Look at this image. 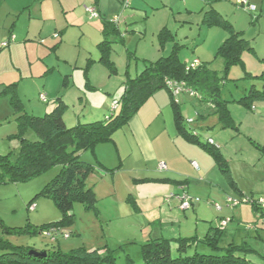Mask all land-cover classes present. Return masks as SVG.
<instances>
[{"label":"crops","instance_id":"0c3cea01","mask_svg":"<svg viewBox=\"0 0 264 264\" xmlns=\"http://www.w3.org/2000/svg\"><path fill=\"white\" fill-rule=\"evenodd\" d=\"M44 1L0 0V42H4V40H9L11 38H14V41L19 39V42L11 49L10 54H12V56L18 52L20 46L27 53L28 60H30L32 51L36 50L37 54H39L43 49H57L60 47L64 42V35H67L71 26H83V20L86 14L88 15L85 7L87 6L86 4L89 3V5L97 6L101 14L100 18H102L99 31L103 39H98L100 41H98L97 44L98 51L102 56L99 44L105 38L103 24L119 11L122 0ZM248 1L256 6L257 9L255 12L252 13L243 9L238 3V0H132V10L129 12L130 18L127 19L130 28L129 30H124L128 33L125 32L127 34L124 36V40L119 41V36L117 34L112 35V40L114 43L122 41L123 43L127 42L129 45L131 42L140 40L139 37H141V32L145 34L144 36L151 34L153 37H159L160 46H158L155 43L156 40H154L155 42L152 43L153 50H150V54L147 53V55H143L142 58L137 57L139 56L137 53L141 41H139L137 46L136 54L126 48L129 52V63L127 66H130V59H132L130 55L133 54L134 58H140L141 61H143L144 68V60L156 61L162 57H166L168 56V51H170L169 54H171L176 46L180 47L178 50L180 57L181 49L189 47V44L191 45V43L187 41L188 37L192 32L197 30V38L201 37V39L196 44H200L201 48H206L204 51H201V48H198L199 50L195 49V52L199 55H195L192 59L181 61L190 64L195 59H198L202 63L209 64L212 68L214 60L221 58L217 56L220 46L227 37H229V31L223 26L219 24L210 25L206 22V12L214 9L219 13L222 19L232 27L233 31L241 33L242 37L247 41V48L242 54L243 61L238 64L245 69V76L247 78L250 76H259L257 73L247 71V59H253L261 65L263 72L262 79H264V0ZM39 2L40 5H38ZM48 2L50 5L45 7V3ZM50 11H52V14L49 13ZM6 18L11 20L10 24H8ZM22 22H24L23 29H21ZM46 30H48L47 34ZM120 30L123 32V28H120ZM52 31L53 37L58 39V42L51 46L48 43V41H50L48 34ZM56 33H58V36ZM183 34L186 40L185 42L178 39L179 36ZM39 37L42 42L35 43L34 39ZM128 48H130V46H128ZM213 54H215V59H210V55L212 56ZM88 60L92 62L87 63L89 65L84 74V81L91 86L90 89H93L94 86H92V83L96 67H99L103 75L108 73V67L101 61V57L98 60L91 58ZM111 60L114 62L117 73L115 61L112 58ZM38 64L40 63L35 65L34 62L29 61V69H34L35 67L37 69L36 74L34 72V75L32 74L33 78L44 76L50 69H46L47 67L44 64ZM128 67L122 84H124L127 75L133 77ZM51 69L54 70V67H51ZM142 69H138V73L135 76H137ZM69 82V73H67L64 75L63 84L67 85ZM17 83L19 84V82ZM17 89L19 90V88ZM100 91L102 94L105 93L104 95L111 94L110 87H104V89H100ZM80 93L81 92H78V94ZM81 95L84 96L83 94ZM191 98L196 99L197 96H192L188 92H181L177 96L176 101L179 103L181 112V105L183 103H185V105L190 102L192 103L193 101ZM63 101L67 105L70 104L66 99ZM173 101L174 97L168 89L162 88L155 91L130 121L121 128L120 135L114 138V142L99 144L96 146L94 152H92L95 157V163L92 164L96 166V171L93 174L99 175L101 179L98 181L99 183L92 185L98 197V202L101 201L103 205L106 204L105 202H113L117 207L114 210H108L110 209L109 207L106 208L107 211H109L108 221L111 222L112 218H115L117 224L116 228L124 231L133 230V228L139 229V227H141L142 237L139 241L140 245L149 240L165 238L171 241V247L172 242L178 244L177 239L182 237L196 236L199 239L204 237L210 232L211 228L219 227L221 219L226 217H230L231 220L242 222L244 219L243 216L249 213L255 222L260 221L262 217H264V214L258 211L252 204H250L251 209L250 207L240 209L238 206L243 202L244 198L262 197L264 191L252 187L253 185H245V182L241 181L240 178L234 174L231 167L233 161L232 156H236L237 160L240 161L245 168L248 165V159L239 151L240 147L236 144H234L233 147H229L228 145L229 141L234 140L235 142L238 135L243 133L241 124H243L244 121L238 119L240 117L237 118L238 115L235 113L237 112L242 115L243 112L239 105L242 103H229L230 113L238 124L239 131L229 128L232 129L234 133L227 132V135H229L228 139H215L210 133H205L202 130L203 126L199 123L201 121L208 122L210 116L216 117V124L221 125V123L215 112V108L211 106L209 102L199 98L196 99V102H193L199 121L193 119V124L190 127L185 125L190 131L197 130L200 134L201 141L207 142L209 138H212L216 144L220 142V150L226 157L230 168V174L227 177L221 171L214 157L206 149L197 143L189 141L185 136L179 133L175 120ZM111 103L112 102H110L108 98H104L99 105L97 104L90 108V113L88 115L84 113L85 110L82 112L78 111L76 113V118L67 111L65 113V121L68 126H72L82 122L105 119L111 114ZM236 104L239 106H236ZM256 104L257 102L254 103L253 109L251 108L252 111L257 108ZM243 106L248 110V107L245 105ZM23 108L27 113L36 116H41L38 115L40 111L48 112L49 109L48 107L39 109L33 106L29 109L24 103ZM203 109L207 111L204 112ZM246 117H249L248 114ZM216 124L214 123V125ZM210 127L211 126L205 123V128ZM221 129L225 128L221 125ZM202 134L205 136V140L201 138ZM246 136H249V142L255 148H258V145L264 146V144H261L264 139H257L252 133ZM119 140H121L122 143ZM84 154L85 153L82 152L81 155ZM261 157L262 155L260 154L259 161H261ZM161 162L166 163V170H161L159 168ZM194 162L197 166L194 165ZM117 167L118 169L113 173L107 171ZM248 170L249 167L247 168V172ZM123 171L130 173L132 184L137 188L131 187L129 189L128 201L123 199L120 202L114 200L118 191L116 177ZM236 172L240 171L236 170ZM256 172V174L253 172V178H262V175L258 174L259 171ZM110 174L112 182L109 185L111 186L109 190H105L103 189L102 182H106L107 179H110ZM240 176L242 179H245L243 175ZM262 179H264V177ZM183 190H186L194 199L192 207L187 210L180 207L178 199H166L170 193H180ZM138 194L142 196L144 200L151 201L150 214L139 205ZM202 195L207 196L206 201L200 199ZM107 198H110V200L106 201L105 199ZM229 198L239 200L240 203L233 206L231 202H229ZM220 201H222V203ZM133 203H135L136 206ZM129 204L133 206L130 207ZM216 204L221 208H217ZM134 209H140L139 213L143 220V225L141 224V220L133 222L131 217L133 213H135ZM98 210L99 215L96 216L98 219H101L100 222L103 223V208L98 206ZM147 214H149L150 217H148ZM215 218H217V221ZM127 219H130L129 222ZM183 221L184 228L182 226ZM164 224L171 225L173 228L177 226V230H173V234H175L174 237L168 238L164 236L163 229L158 227ZM248 228L250 230H258L257 226L251 224L248 225ZM147 229L148 232L146 233ZM258 237L260 236L258 235ZM126 240L120 238L114 241V245L111 240L106 238L105 241L100 240L92 245L83 246L89 249L102 248L105 246L110 249H117L130 242ZM101 252H104V250ZM127 259L128 261L130 260L128 257Z\"/></svg>","mask_w":264,"mask_h":264},{"label":"rangeland","instance_id":"374dc122","mask_svg":"<svg viewBox=\"0 0 264 264\" xmlns=\"http://www.w3.org/2000/svg\"><path fill=\"white\" fill-rule=\"evenodd\" d=\"M131 2L129 7H125V5L121 3L119 11L110 18H119L118 26L123 28V32H127L124 30H129L130 28V24L127 19L130 18L129 12L132 10ZM45 4V7L50 5L49 2ZM89 4L86 5L88 6ZM38 5H40V2ZM49 13L52 14V11ZM101 20L102 18L100 17L90 19L86 14V17L83 20L84 23H82L83 26H71L67 35H64V42L60 47L57 49H43L39 54H37L36 50L32 51L30 60H28L27 53L21 46L14 56L10 54L12 47L19 42V39L0 50V155L13 153L14 157L19 152L20 140L19 137L16 136L20 131L17 118L22 112V105L19 103H24V105L29 107V109L32 106L38 107L39 109H45V107H48V112H50L56 106L58 99L61 98L63 100L66 99L68 103H70L68 104L69 108L67 111L68 113L73 114L72 116L74 118H76V113L78 111L82 112L85 110L84 113H87L88 115L90 113V108L96 106L97 104L99 105L104 98H108V100L112 102L115 99L118 100L123 93L124 84H122V82L125 79L124 76L129 63V52L127 49H130L129 51H133L136 54L137 46L139 41H141L137 53L139 56L137 57L142 58L143 55H147V53L150 54V50H153L152 43L155 42L154 40H156L155 43L160 46L159 37H153L151 34L144 36L145 34L142 32L140 33V40L131 42L129 45L127 42L123 43L122 41L117 43L113 42L112 45L114 47L112 46L113 51L111 50V58L115 61L117 66V73H112L108 68V73L103 75L99 67H96L92 83L94 88L90 89L91 86L84 81V74L87 70V66L89 65L87 63L92 62L88 59L91 58L98 60L101 57L97 48L98 41H100L98 39H103L99 31ZM6 21L8 24L11 23V20H8L7 18ZM23 23L24 22H22L21 29H23ZM47 33L48 30H46V34ZM52 33L53 31L48 34V38L50 39L48 43L51 46L58 42V39H55ZM56 35L58 36V33H56ZM183 36L184 34L179 36L178 39L185 42L186 40ZM197 36V30L190 34L187 41H189L191 45L189 44V47L182 48V51L180 50L181 60L186 61L192 59L195 55H199L195 52V49L201 48L200 44H196L200 41L201 37L197 38ZM40 39V37L34 39V42L41 43L42 41ZM121 39L122 37L118 38L119 41ZM4 41H7V39ZM2 43L3 42H0V47ZM128 46H130V48H128ZM205 48L206 47L201 48V51H204ZM169 53L170 51H168L167 55H169ZM130 56L132 59H130V66L128 68L130 69L131 75L134 77L138 73V69L143 68V61H141L140 58H134L133 54ZM210 59H215V54L212 56L210 55ZM249 60L247 59V71H252L253 73L262 75L263 72L261 65L253 59ZM29 61L34 62L35 65H37V63L44 64L47 67L46 69H50L46 72V74H44V76L33 78L32 74L33 72L36 74L37 69L36 67L34 69H29ZM223 66L224 64L222 58H217L212 63V68L216 69L219 73L222 72ZM51 67H54V70H52ZM67 73H69L70 82L69 84L64 85V75ZM17 82H19V84ZM15 84L16 87L12 86ZM253 85L262 89L264 87V79H262V77L247 78L245 76V69H243L241 65L234 66L231 70L229 78L222 86V98L234 102L232 100L244 97ZM104 87L111 88L110 95H104L105 93H101L100 89H104ZM17 88H19V90ZM78 92L81 93L78 94ZM42 95L47 96L46 102L42 101ZM16 98L20 101L18 102ZM191 99L193 102H196L197 98ZM193 102L186 105L183 103L181 105L182 114L185 117V125L189 127L193 124V122H188L190 119H197V121H199ZM256 102L257 108L253 111V108H248V111L242 104L237 103L240 105L243 112L242 115L235 112L236 115H238L237 118L240 117L238 119H242L244 121L243 124H241V130L243 133L238 135L237 139H235V142L237 143L232 140L228 142V145L229 147H233V145L236 144L240 147L239 151L246 159H248V165L245 168L241 162L237 160L236 156H232L234 159L232 158L233 161L231 163V167L234 174L239 177L241 181L245 182V185H253L252 187L264 191V179H262L264 177V155L261 153L259 148H255L249 142V136H246L249 135V133H252L255 137H257V139H264V100ZM237 104L236 106H239ZM203 110L204 112L207 111L206 109ZM48 112L40 111V114L38 115L43 116ZM247 114L249 117H246ZM216 120L215 116H210L208 122L201 121L199 124L203 126L202 130L205 133H210V135H212L215 139H228L229 135H227V132L234 133V131L229 128L221 129V125L216 124ZM205 123L211 127L205 128ZM214 123L216 125H214ZM72 126L69 125V127ZM120 130L121 129L116 131L114 138L120 135ZM25 136L29 139H37V135L31 129L26 132ZM201 138L203 140L206 139L203 134L201 135ZM121 140L119 141L122 143ZM262 142H264V140H262ZM262 142L261 144H264ZM217 144L219 145L220 142H217ZM84 153V155H81L82 160L95 163V157L92 151H84ZM260 154L262 155L261 161L258 160ZM248 167L249 170L247 172ZM236 170H239L240 172H236ZM256 171H259L258 174L262 175V178H253V172L256 174ZM59 172L60 166H56L28 181L0 184V217L3 219L4 224V227L0 225V244L3 247L0 248V253L8 251L12 246L33 247L39 250L59 248L64 252H69L70 250L83 245H92L100 240L105 241L106 238L111 240L112 244L115 245L114 241L121 238L125 240L127 239L126 241L130 242L124 244L123 248L116 252L117 264H145L141 256V245L139 243L142 237L140 230L141 227H139V229L133 228V230L124 231L116 228L117 224L115 218H112L111 222L108 221L109 211H107L106 208L109 207L110 209L108 210H114L117 208L113 202H105L106 204L103 205L102 202L99 201L97 204L100 208H103V223L100 222L101 219L97 218L93 210H87L83 204L76 202L74 204L72 211L73 216L70 222H66L64 224V227H62L63 232L60 234L58 233L55 238L46 234L45 236L38 233L34 234V232L30 231L35 227L53 223L63 218V212L57 207L55 202L50 197L40 195L44 186L56 177ZM240 175H243L245 179H242ZM109 176L110 179H107L106 182H102L103 189L105 190H109L111 186L109 185L112 182L111 174ZM130 177V173L125 171L117 175L116 181L118 191L116 197L114 198L115 201L121 202L123 199L128 201L130 193L129 189L134 187ZM100 180L99 175L92 174L88 179V185L92 186L95 183H99L98 181ZM134 188L137 187L135 186ZM262 197H264V192ZM138 198L140 202L139 205L150 214L151 201L144 200V198L139 194ZM200 199L206 201L207 196L202 195L200 196ZM105 200L108 201L110 198ZM220 202L222 203V201ZM250 204V202H242L238 208L241 209L250 207L251 209ZM129 206L132 207L133 205L131 206L129 204ZM134 212L135 213H133L131 217L133 222L141 220V224L143 225V220L139 213L140 209H134ZM149 214H147L148 217H150ZM243 217L244 219L242 222H238V220H231L230 217H226L230 220L228 221L226 227L223 226L225 227V231L220 245L227 247L230 242H234L237 245H247V247L250 248V250L245 253V257L249 261L248 264H264V217L257 222H255L249 213ZM216 219L217 218H215V220ZM129 220L130 219H127L128 222ZM249 224L257 226L258 230H250L248 228ZM27 225L30 226V230L26 232L11 229L25 227ZM182 226L184 228V221ZM158 227L163 229L164 236L168 238L174 237L175 234H173V230H177V226L173 228L171 225L165 224ZM147 232L148 229L146 233ZM65 233L68 234L67 237L64 236ZM258 235L260 237H258ZM194 251H198L199 253H213L211 248L205 246L203 243H199L197 246L190 248L188 254H192ZM240 255L244 256V252L240 253ZM172 256H178L177 244L175 242H172ZM127 257L130 259L129 261Z\"/></svg>","mask_w":264,"mask_h":264},{"label":"trees","instance_id":"16d2710c","mask_svg":"<svg viewBox=\"0 0 264 264\" xmlns=\"http://www.w3.org/2000/svg\"><path fill=\"white\" fill-rule=\"evenodd\" d=\"M205 18L210 25L219 24L229 31V37L217 52V56L224 60V68L221 73L211 68L209 64L202 62L197 67L188 70L187 64L181 61L179 57L178 50L180 47L176 46L174 51L166 57L156 61L144 60V68L137 76L127 75L123 93L118 100L112 101L111 114L105 119L82 122L69 127L65 121V113L69 106L61 98L58 99L54 109L43 116L27 113L23 104L19 103L22 105V112L17 118L20 131L16 136L20 140V149L14 157L13 153L0 155V184L28 181L56 166H60V172L44 186L40 195L50 197L63 212V218L53 223L35 227L33 230H30L29 225L11 229L24 232L30 230L34 234L38 233L44 236L46 231L55 229L60 234L63 232L64 224L70 222L76 202H80L85 209L93 210L96 215H99L98 197L94 186L88 185V179L95 173L96 166L82 160L81 153L84 151L94 152L97 145L114 142L116 131L130 121L155 91L162 88L170 91L166 85V80L184 82L188 87L196 90L199 93L197 98L209 102L215 108L219 121L224 128L239 131V126L229 110L231 101L222 98L221 90L232 67L243 61L242 54L247 48V41L241 33L233 31L232 27L222 19L216 10L212 9L206 12ZM103 25L105 38L99 44L102 52L101 61L112 73H116V67L111 60L112 35L117 34L122 37L121 40H124L126 33L122 32L111 19L106 20ZM3 48L0 47V50ZM250 77H263V75ZM12 86L16 87V84ZM173 97V108L179 133L189 141L206 149L214 157L223 174L228 177L230 174L229 164L219 145L212 138H209L207 142L201 141L197 130L190 131L186 128L185 118L179 103L176 101L177 97ZM259 100H264V88L259 89L253 85L244 97L232 101L252 108L254 103ZM114 102L118 103L116 108L113 107ZM193 121L192 119L190 123ZM29 129L35 132L37 139L33 140L25 136ZM210 139L213 140V143L209 142ZM258 148L264 155V146L258 145ZM117 169L118 167L107 171L113 173ZM260 198L264 197H250L249 202L258 211L263 212L264 209L257 204ZM133 204L136 206L135 203ZM225 219L228 218L221 219V223ZM0 225L4 227L1 217ZM225 227L221 224L219 227L211 228L210 232L200 239L196 236L177 239L178 256L176 257L172 256L169 239L149 240L141 244V255L144 263L248 264L249 261L245 257V253L250 248L247 245H237L234 242H230L227 247L220 245ZM50 237L53 238V235ZM199 243L210 247L213 253L194 251V253L188 254L189 249ZM0 248H3L1 244ZM122 248L123 246L110 249L105 246L89 249L86 246H81L64 252L59 248L39 250L33 247L12 246L8 251L0 253V264H117L116 252ZM102 250L104 252H101ZM31 251L42 254L45 252L46 254L33 255L30 253ZM242 252H244V256L240 255Z\"/></svg>","mask_w":264,"mask_h":264},{"label":"built area","instance_id":"2783aa9c","mask_svg":"<svg viewBox=\"0 0 264 264\" xmlns=\"http://www.w3.org/2000/svg\"><path fill=\"white\" fill-rule=\"evenodd\" d=\"M130 2H131V0H122V4H124L125 7H129L130 6ZM238 3L240 4V6L243 9H245V10H247L249 12H252V13L255 12L256 9H257L256 6L252 5L248 0H238ZM85 9H86V11H87V13H88L90 18H97V17L100 16V12H99V10L97 9L96 6H93V5L86 6ZM111 20H112V22H114L115 24L118 25L119 18L114 17ZM13 41H14V38H11V39H9L7 41H4L1 44V47H7ZM199 64H201V61H199L198 59H195L192 63L187 64L186 68L189 70V69L197 67ZM166 85L170 89L172 95L175 96V97H177L181 92H188L192 96H199V93L196 90L188 87L184 82H179V81H174V80H166ZM41 99L43 101H47V98H46L45 95H42ZM117 105H118V103L114 102L113 107L116 108ZM191 121H192V119L189 120V122H191ZM209 142L213 143V140L210 139ZM194 165L197 166V164L195 162H194ZM159 168L161 170H166L167 169L166 163L161 162L159 164ZM172 198L178 199L179 202H180V207L182 209H184V210L190 209L192 207L193 201H194L193 197L190 196L186 190H183L180 193H173L172 192L166 197L167 200H170ZM228 200H229V202H231V204L233 206H236V205H238L240 203V201L236 200V199L229 198ZM243 202H249V198H244ZM257 204L259 206H261V208L264 209V198H260L257 201ZM216 207L219 208V209L221 208L218 204H216ZM228 221H229V219L223 220L222 223H221L222 226H225L228 223ZM58 233H59V231H56L55 229H52L51 231H46L45 232V234H47V235H50V236L53 235V238H55L56 235H58ZM64 236L67 237L68 234L65 233Z\"/></svg>","mask_w":264,"mask_h":264},{"label":"water","instance_id":"95a60500","mask_svg":"<svg viewBox=\"0 0 264 264\" xmlns=\"http://www.w3.org/2000/svg\"><path fill=\"white\" fill-rule=\"evenodd\" d=\"M30 253L33 255H45L46 254L45 252H43V254H42V253L35 252V251H31Z\"/></svg>","mask_w":264,"mask_h":264}]
</instances>
